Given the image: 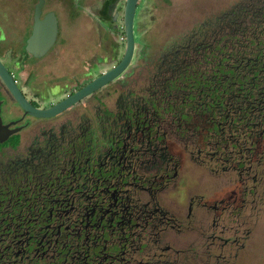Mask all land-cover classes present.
I'll list each match as a JSON object with an SVG mask.
<instances>
[{
	"label": "flooded vegetation",
	"instance_id": "1",
	"mask_svg": "<svg viewBox=\"0 0 264 264\" xmlns=\"http://www.w3.org/2000/svg\"><path fill=\"white\" fill-rule=\"evenodd\" d=\"M51 1L39 18L53 13L56 35L39 58L24 51L33 7L12 39L0 10V63L37 110L71 96L124 52L123 0L82 4L91 28L74 41L61 29L74 16L48 9ZM216 4L171 32L158 27L154 0H137L125 69L52 116L26 114L0 82L1 124L15 130L0 142V264H172L180 251L170 242L199 223L201 210L241 208L243 196L259 193L264 0ZM201 170L234 176L235 185L206 199L197 190Z\"/></svg>",
	"mask_w": 264,
	"mask_h": 264
},
{
	"label": "rangeland",
	"instance_id": "2",
	"mask_svg": "<svg viewBox=\"0 0 264 264\" xmlns=\"http://www.w3.org/2000/svg\"><path fill=\"white\" fill-rule=\"evenodd\" d=\"M93 1L79 0L78 7L75 8L71 7V4L65 7L63 0H53L47 8L62 17L65 10L69 9L74 19L66 23L67 28L63 26L61 29L64 33L72 35L74 41L83 31L91 28V22L81 14L79 7L82 4L90 5ZM154 1L157 5L155 17L160 21L158 27H167L169 31L176 32L180 26L191 25L193 16L205 15L206 12L216 9L213 6L215 3L217 7L226 4L227 0H167V3ZM33 5L34 0H0V10L6 11L8 16L9 28L8 25H3L8 38L16 32L11 29L20 25L21 15L29 20ZM98 6L99 4L85 9L95 12ZM234 185V176L231 180L228 176L214 178L201 170L200 186L197 190L198 194L204 195L206 199H219ZM243 200L241 208H237L236 204L220 210L219 204L216 203L215 210H201L197 216L199 223L191 222L189 230L170 242L180 253L179 257L172 256L168 260L172 264H264V183L259 188V193L243 196Z\"/></svg>",
	"mask_w": 264,
	"mask_h": 264
},
{
	"label": "water",
	"instance_id": "3",
	"mask_svg": "<svg viewBox=\"0 0 264 264\" xmlns=\"http://www.w3.org/2000/svg\"><path fill=\"white\" fill-rule=\"evenodd\" d=\"M32 14V27L29 37L25 41L24 51L35 58L43 56L46 51L51 47L56 35V19L53 13H47L41 19L40 14L43 7L44 0H35ZM75 4L78 0H72ZM137 0H123L122 7V28L124 33V52L120 61L116 66L109 69L104 74L93 79L84 87L76 91L71 96L61 100L55 105L45 110H37L32 108L22 98L16 86L12 82L10 75L0 63V82L11 95L14 102L28 115L33 117H49L52 116L72 104L77 103L80 99L86 97L90 93L103 87L105 84L111 82L116 76H118L127 66L133 48L132 37V20L135 11ZM15 130H9L7 126L1 124L0 120V142L6 140V138Z\"/></svg>",
	"mask_w": 264,
	"mask_h": 264
}]
</instances>
